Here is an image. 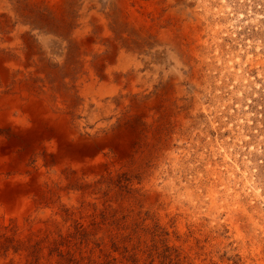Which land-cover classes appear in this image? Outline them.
Instances as JSON below:
<instances>
[{
	"label": "rangeland",
	"instance_id": "1",
	"mask_svg": "<svg viewBox=\"0 0 264 264\" xmlns=\"http://www.w3.org/2000/svg\"><path fill=\"white\" fill-rule=\"evenodd\" d=\"M97 1L87 12L109 7L114 21L116 6ZM139 1L153 24H186L187 46L201 42L182 95L169 86L174 50L141 43L153 69L106 114L80 95L72 46L43 50L49 11L25 3L22 22L0 28V264H264V0ZM13 28L25 33L6 41ZM112 45L92 56L96 73L116 63Z\"/></svg>",
	"mask_w": 264,
	"mask_h": 264
},
{
	"label": "bare ground",
	"instance_id": "2",
	"mask_svg": "<svg viewBox=\"0 0 264 264\" xmlns=\"http://www.w3.org/2000/svg\"><path fill=\"white\" fill-rule=\"evenodd\" d=\"M20 1V3L16 4L15 0H0V28L4 29L8 25L9 29L12 30V25L10 24L13 21L17 23L22 22L23 19H21V16H24L25 13L19 8L25 3L31 5L37 3L41 8L49 11L53 16L50 26L54 29L56 35L50 41L45 42L42 48L43 50H46L51 46H57L56 56L60 58L66 55L67 45L72 46L75 51L73 54L79 58L78 60L81 70L85 73V76H82L80 79V82L84 84L80 89V95L85 99L86 105L92 103L97 105L96 109H98V112L101 111L103 112L102 114H106L108 110L114 107L113 101L119 100V97H117L118 90L122 91L121 97L124 96L126 91L134 90V84L140 79V75H138V71L140 69H145L147 72L153 69V64L149 56H139L143 51H145L143 45L141 46V43L153 44V50L148 51L149 54L159 52V47L162 46L165 48L169 47L174 50V53L169 52V54L166 53L165 56L167 59H172L173 63V77L169 82V86H174L176 94L182 95L183 88L180 84L185 81L186 72L189 66L193 65L192 61L196 59V49L199 47V42H201L199 34H195L193 35V40L197 42L187 46L186 40L190 37V35L188 34L186 24H183L179 32L170 26H164L163 22H160L161 25H157V23L153 24L149 18V8L145 3L139 0H110V5L116 6L119 11L117 18L114 21L110 20L112 15L109 7L106 14H103L99 10L89 13L87 12L88 8L92 4L99 8L97 0H82V8L79 11L77 18H72L75 8L72 9L71 14L70 11L68 12L69 4H73L74 0ZM131 2L134 3V6L130 4ZM174 4L175 0H170V6L173 7ZM179 13L183 16L184 10L182 9L181 12V9L168 7L166 16L177 18ZM67 22L72 24L69 26L67 25ZM115 27H121L122 29L120 34L117 36L114 34ZM13 30L12 35L14 38H11L10 36L9 39H5L4 37L6 41L12 42L11 39L20 40V34L25 33L22 29H18L16 33V29L13 28ZM128 34L135 35L138 39L135 41V45H133L134 43L132 44L133 38L127 37ZM33 35L36 36V38L39 37V40L42 37V35L38 36V32H34ZM108 41L113 44L111 47V55L109 57L110 62L116 63L113 66H106L102 73H96V71L89 66V62L92 56L97 55L102 51L104 43ZM131 64L134 68L133 70H128V66ZM4 71L6 72V70L2 68L3 74ZM101 78L104 82L99 83ZM195 83L196 79L194 78L192 79L191 84L196 85ZM125 88L126 90L123 91ZM107 96L111 98V101L104 104L103 99ZM7 99L10 100L9 103L14 107L17 106V101L14 97L12 98L11 96H8ZM123 99L120 103L123 102ZM42 110L43 109L39 105L38 107L35 105L33 109L29 108L24 110V112L30 114L32 121H34V118H37L36 114H39ZM5 121L8 124H17V121L14 120L9 113L5 114ZM35 124H37V122L34 123V125ZM35 127H37V130L39 129L38 125H35ZM59 130L65 137H67L68 141L71 134L68 132L69 129L65 120H62L60 123Z\"/></svg>",
	"mask_w": 264,
	"mask_h": 264
}]
</instances>
